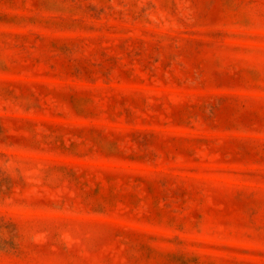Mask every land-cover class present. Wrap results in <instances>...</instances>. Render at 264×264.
<instances>
[{
    "label": "rangeland",
    "instance_id": "rangeland-1",
    "mask_svg": "<svg viewBox=\"0 0 264 264\" xmlns=\"http://www.w3.org/2000/svg\"><path fill=\"white\" fill-rule=\"evenodd\" d=\"M0 264H264V0H0Z\"/></svg>",
    "mask_w": 264,
    "mask_h": 264
}]
</instances>
